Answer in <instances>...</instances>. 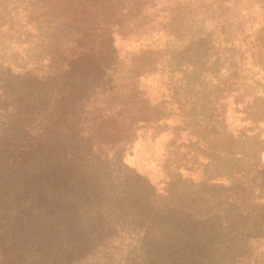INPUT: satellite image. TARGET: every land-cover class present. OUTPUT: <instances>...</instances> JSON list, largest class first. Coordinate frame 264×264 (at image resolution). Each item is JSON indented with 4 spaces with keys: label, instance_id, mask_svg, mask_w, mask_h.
<instances>
[{
    "label": "trees",
    "instance_id": "16d2710c",
    "mask_svg": "<svg viewBox=\"0 0 264 264\" xmlns=\"http://www.w3.org/2000/svg\"><path fill=\"white\" fill-rule=\"evenodd\" d=\"M240 3L241 0H79L66 3L69 6L62 11L64 24L61 26L75 34L69 45H56L58 69L46 79L47 87L43 89L48 95L46 102L36 106V114L29 123L22 120L16 124L17 133L8 129V138L1 139L4 144L0 146V230L4 227L3 213L12 198L25 203L26 207L22 221L25 232L11 233L3 229L7 239L5 243L0 242V264H32L41 247L63 249V239L72 244L68 243V250L77 252L75 263L95 260L93 257L100 249L96 243L98 236L95 237L97 228L88 214L98 217L101 211L106 212L105 200L113 203L108 208L117 206L109 213L128 212L143 220L151 213L154 220L149 221V227L164 230L165 242L171 248L176 245L174 249L180 261L185 262L184 252L185 257L190 258L194 251L201 252L204 259V254L208 256V245L183 248L187 241L200 243L206 236L193 229L196 228L194 223L201 225L202 221L193 222L190 208H180V203L153 206L157 184L151 180L150 172L160 170L162 177L158 185H162V178L171 181L176 171L174 165L161 169L159 164L166 159V147L159 138L157 140L166 131L160 123L169 124L176 114L168 110L163 121L152 116L167 110L166 103L175 105L179 101L177 80L172 76L167 78L160 58L185 41H193V52L183 64L186 70L190 69L189 74L200 83L210 82L212 91L218 86L224 87L218 73L223 65L231 62L228 40L231 34L241 31L243 19L242 15L233 13H248L247 6L238 10ZM94 7L102 13L99 20ZM233 17L235 21L231 20ZM156 73L164 77L158 88L163 89L162 92L147 86ZM226 102L223 98L217 102L224 112ZM174 124L169 125L171 133L177 132L178 124ZM144 132L147 133L141 137L140 133ZM139 135L146 138L145 145L149 146L139 155L143 159L141 167L147 174L143 175L144 182L138 184L141 192L134 188L141 171L129 163L131 157L135 158L132 152L135 147H131ZM142 142L141 139L139 145ZM112 164L121 168L111 173ZM177 171L180 174L179 168ZM175 199L173 196L170 201L173 203ZM174 216L179 218L177 223L173 221ZM225 225L226 218L221 216L220 230L233 231ZM181 230L189 233L186 235ZM37 233L39 242H36ZM231 235L233 239L228 244L227 239L217 240L216 264H224V259L233 257L231 244L236 245L239 239L236 232ZM30 248L35 251L30 253ZM171 248L166 251L174 250Z\"/></svg>",
    "mask_w": 264,
    "mask_h": 264
},
{
    "label": "rangeland",
    "instance_id": "374dc122",
    "mask_svg": "<svg viewBox=\"0 0 264 264\" xmlns=\"http://www.w3.org/2000/svg\"><path fill=\"white\" fill-rule=\"evenodd\" d=\"M78 1L0 0V146L4 144L1 139L8 138V129L17 133L16 124L22 120L29 123L36 114V106L46 102L48 95L43 90L47 87L46 79L58 69L56 45H69L75 34L62 28V11L69 6L66 3ZM246 6L247 15L233 13L242 15L243 19L241 31L231 34L228 40L231 62L223 65L218 73L224 87L218 86L212 91L210 82L200 83L189 74L190 69L186 70L183 64L193 52L192 40L179 44L160 58V66L166 70L167 78H176L175 87L180 88L177 89L180 97L175 105L166 103L164 108L167 110L158 113L157 109L155 114L158 115L152 116L163 121L168 110H174L176 114L169 124L160 123L166 131L157 137L166 147V159L159 164L161 169L167 170L174 165L176 171L171 181L162 178V185H158L162 177L160 170L150 172L151 180L157 184L153 206L180 203V208H190L193 222L202 221L201 225L194 223L196 228L193 229L206 236L200 243L187 241L183 248L192 249L194 244L206 248L208 245V256L203 253L204 259L201 252L194 251V256L187 258L184 252L182 258L185 262L180 261L174 249L176 245L171 248L165 242L164 230L149 227V221L154 220L151 213L145 220L136 219L128 212L109 213L116 205L108 208L113 203L105 200L103 209L106 212L101 211L98 217L97 214H88L97 228L95 237L98 236L96 243L100 249L93 257L95 260L90 258L75 263L77 252L68 250L67 245L72 244L63 239V249L58 251L52 246V250L48 245L41 247L37 251V260L31 257L32 264H216L214 259L219 255L215 252L217 240L224 242L227 239L228 244L233 239L231 233L235 232L239 240L236 245L231 244L234 247L231 254L234 255L224 259V264H264V1L241 0L237 8L243 10ZM96 9L94 7L95 17L99 20L102 13ZM163 80V75L156 73L147 86L158 89ZM191 81L193 84L188 83ZM222 98L227 101L224 103L225 112L217 106ZM174 122L178 124L177 132L171 133L169 125ZM146 133H140L141 137ZM140 135L131 147H135L132 150L135 158L133 156L129 161L141 171L140 178H137L139 182L134 185L138 192H141L138 184L143 183V175H147L141 167L143 159L139 155L149 148L145 145L146 138ZM141 139L144 142L139 145ZM119 167L112 164L111 173H116ZM159 191L163 193L158 194ZM173 196L176 199L172 203ZM7 205L8 210L2 218L3 229L21 233L24 231L22 221L26 204L12 198ZM221 216L226 218L225 227L229 225L232 232L228 228L226 232L220 230ZM177 219L174 216L173 221L177 223ZM3 229L0 230V242L5 243L7 237ZM181 231L186 235L189 233ZM36 238L39 242L38 233ZM169 248L174 250L167 252ZM33 251L29 249L30 253Z\"/></svg>",
    "mask_w": 264,
    "mask_h": 264
}]
</instances>
